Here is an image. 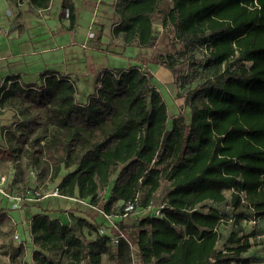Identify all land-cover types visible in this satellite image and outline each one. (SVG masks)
Here are the masks:
<instances>
[{"label":"trees","instance_id":"trees-1","mask_svg":"<svg viewBox=\"0 0 264 264\" xmlns=\"http://www.w3.org/2000/svg\"><path fill=\"white\" fill-rule=\"evenodd\" d=\"M27 1L41 9L51 2ZM63 3L73 25L74 6ZM116 3L112 31L122 32L124 44L154 46L155 15L170 26L180 44L177 53L189 59V77L196 81L185 93L188 122L179 116L167 126V106L137 65L99 73L84 103L75 98L74 81L63 75L44 72L38 86L25 87L8 77L0 86V107L21 105L28 113L15 125L22 133L21 140L14 138L22 143L13 152V169L18 176L25 153L39 176L45 171L50 182L59 179L60 196L87 199L92 207L108 188L100 210L118 209L121 216L123 204L135 197L136 209L152 205L165 182L161 214L138 219L134 233L112 243L114 251L108 248L110 238L84 217L70 214L62 223L35 214L30 221L34 264H57L49 255L57 252L69 264H101L105 254L130 264L131 245L139 264H252L243 254L261 228L248 232L242 219L264 214V0ZM175 64L172 57L165 62L179 76ZM46 125L49 134L29 143L28 135ZM64 168L70 170L62 175ZM227 206L233 208L231 222L225 220L230 211L222 210ZM224 223L231 225L225 239ZM84 228H95L93 239L84 237Z\"/></svg>","mask_w":264,"mask_h":264},{"label":"crops","instance_id":"crops-1","mask_svg":"<svg viewBox=\"0 0 264 264\" xmlns=\"http://www.w3.org/2000/svg\"><path fill=\"white\" fill-rule=\"evenodd\" d=\"M70 1L74 6L75 21L73 25H70L68 11L67 8L64 7L63 0H51L48 7L44 9L33 7L27 0H0V86L8 77H16L14 81L21 85L29 84L38 86L40 84V74L52 72L54 74L63 75L74 81L77 91L76 80L78 76L77 74L74 76V72H62L48 67L41 71V68L35 69L34 67L42 66L46 55L49 58L51 57L53 61H55V59L59 61V52L69 49L76 43L75 34L77 25L82 19L89 21V42H92L93 39H97L101 42L102 35L108 30L106 32L114 39V43L117 46L126 47L135 45L141 49L151 48L138 45L136 42L124 44L122 32L116 35L113 33V27L117 25L118 21L115 12L117 0ZM106 23L109 27L105 30ZM90 25H92L94 30H92ZM100 42H98L99 46H97L96 43H91L90 46L94 47L93 49L110 51L109 47L104 48ZM82 45L85 47L88 46L86 40ZM150 53L151 49L142 58H147V61H149L146 55L148 56ZM80 59L79 57L76 58L77 61ZM151 63L157 65L155 62ZM147 66V63H145V66L141 69L149 71ZM30 67L34 69H30ZM157 69L160 70L158 65ZM90 70L94 71L92 67ZM158 70L154 71V75ZM36 74H39V77L35 80ZM10 82L11 81L8 82V85ZM36 82L39 84L35 85L34 83ZM75 98L79 103H84L87 100L79 101L76 94ZM12 115L13 114L9 112H0V173L8 174L6 183L1 186L3 192L0 191V250L3 245L5 246L7 244H11L16 248L21 247L26 258V264H34L32 252L35 247L31 240L30 221L35 214L44 213L51 218L60 220L62 223L69 222L70 214L79 217L84 216L70 210L67 214V212H62L61 208L53 209L51 213L48 207L40 204V201L44 198L23 201L19 208L13 207L14 203L12 197L19 195L21 193V186L24 185H22V181L18 179L16 175L17 172L15 173L13 170L12 152L15 150L16 146L19 145L14 137L19 136L22 131L15 128L16 123L13 124ZM12 146H14L13 150L10 149ZM34 170L35 174L34 172L31 175L29 174L26 179L27 185L31 187L39 185V172L35 168ZM24 183L26 184V181ZM63 198L70 201L78 200V202L90 206L87 199ZM68 206L69 205H67L65 209H68ZM15 235H17V238H15ZM0 257L4 258H2L4 261L1 263L9 264V258H11L10 254H4L2 256L0 254ZM262 258L258 262L252 261V264L261 263V261H263Z\"/></svg>","mask_w":264,"mask_h":264},{"label":"rangeland","instance_id":"rangeland-1","mask_svg":"<svg viewBox=\"0 0 264 264\" xmlns=\"http://www.w3.org/2000/svg\"><path fill=\"white\" fill-rule=\"evenodd\" d=\"M56 3V2H54ZM89 21L81 20L77 25V31L75 34L76 43L71 46L69 49L62 50L59 52L60 59L59 61L55 59L53 61L51 57L49 58L47 55L44 58L43 65L36 68H41V71L48 68H52L58 71H72L74 72V76H78L76 80L77 91L76 97L79 101H85L89 94H91L94 90V82L96 76L99 75L102 71L107 68H120V69H128L130 66H139L142 68L147 63V67L149 71H146L150 76L151 82L154 83L156 89L160 92L163 101L165 102L168 109V122L167 126L170 127L171 120L174 117L181 116L185 122H188L190 117V112L185 102V93L188 89L194 86L195 80L190 78L189 75L191 73V66L189 65V59L187 57H180L178 55V51L180 50V44L175 40L173 33L171 31L170 26H162L161 17L158 15L154 16V33L156 35V41L153 47H151V53L146 55L148 60L151 62L157 63L159 69H157V65L147 61V58H142L146 53L150 51L148 48L141 49L135 45L120 47L114 43V39L109 36L106 30L109 25L106 23L105 25V33L102 35V41L100 42L97 39H93L92 42L88 41V35L90 29L88 27ZM92 28V25H90ZM94 30V28H92ZM93 32V31H92ZM87 37V38H86ZM86 40L88 46L85 47L82 43ZM98 42L102 43L104 48L109 47L110 51L93 49L94 47L90 46L91 43H96L99 46ZM97 48V47H96ZM113 51V52H111ZM117 52V53H114ZM81 58L79 61L76 58ZM170 57L177 59V64H175L176 70L179 72V76L174 75L170 70H168L165 66V62L170 60ZM146 59V60H145ZM199 63L201 60V56H197L196 59ZM77 61V62H76ZM197 63V64H198ZM196 64V65H197ZM93 68L94 71L90 70ZM31 68L30 69H34ZM144 70V69H143ZM155 72L154 75V71ZM35 80L39 77V74H36ZM186 75V76H185ZM184 77L187 79L183 81ZM180 82L184 84L183 88H179ZM190 81V82H187ZM38 85L39 83H34ZM8 85V84H7ZM6 85V86H7ZM29 85V84H28ZM22 86H27L26 84H22ZM4 92V91H3ZM24 106L21 105H12L7 104L0 107V112H9L12 113L13 124L19 121H22L28 116V113L23 110ZM12 125V124H11ZM50 132V127L48 125L42 126L38 128V130H34L32 134L28 135L29 143L33 142V140L38 136H47ZM16 140H21L16 137ZM22 143L18 142L17 144ZM16 147H19L18 145ZM14 146L11 150H13ZM14 152V151H13ZM12 152V153H13ZM10 153V152H9ZM26 154L22 153L20 155V163L17 164L19 166L18 169V178L22 181L25 186L27 184V176L31 175L35 170L30 160H27ZM12 164L14 162L12 161ZM70 169L64 168L61 172L62 175L67 173ZM32 171V172H31ZM35 174V172H34ZM49 174L44 171L39 176V184H44L49 181ZM114 177H112L113 180ZM26 181V184L24 183ZM31 187V186H30ZM167 187V183L162 182V185L158 191L154 194L152 205L149 207H138L133 212L129 213L126 216H121L118 209L113 211L111 214L112 221L116 225V229L111 227V223L103 218L101 213L99 212L102 207L105 199L108 196V188L101 192L102 201L97 207H90L86 204H82L78 202V200H68L63 197H47L40 201V204L48 207L49 211L52 213L53 209L61 208L62 212L74 211L80 213L82 216L86 217L87 221H89L92 225L95 226L96 229L102 228L105 229V235L110 239L108 240V248L110 251H114L115 247L111 242V238L114 237L115 234L123 233L124 237L127 238L128 235L134 233L137 230V221L138 219L145 217L147 215H154V211L162 202L163 190ZM226 195H229L226 192ZM68 209H65L66 206ZM71 205V206H70ZM65 209V210H64ZM223 211H228L227 207H222ZM60 211V212H61ZM54 214V212H53ZM95 228H84L83 235L87 240H91L94 237ZM222 228L223 238L225 239L229 232L231 231L230 223H224ZM246 231H251V228L246 227ZM16 247L11 244L3 245L0 250L1 256L4 254H10L12 258H9V264H26L24 252L16 251ZM50 257L56 261L57 264H69L63 254L60 252L57 253H49ZM131 257L132 261L130 264H139L136 247L131 245ZM243 257H248L252 261H260L262 257H264V239L258 238L252 240V246L250 249L243 254ZM3 258V257H2ZM0 257V264L4 261ZM2 259V260H1ZM264 261V258H262ZM262 262V261H261ZM101 264H118L116 261L110 259L107 254L103 256Z\"/></svg>","mask_w":264,"mask_h":264},{"label":"built area","instance_id":"built-area-1","mask_svg":"<svg viewBox=\"0 0 264 264\" xmlns=\"http://www.w3.org/2000/svg\"><path fill=\"white\" fill-rule=\"evenodd\" d=\"M7 178H8V174L0 173V191H2V192H3V189L1 188V186L4 183H6ZM58 184H59V179H55L54 181L47 182L44 184H39L38 186H32V187L21 186V193L17 196L12 197L13 203H14L13 207L19 208L23 201L42 199V198L53 197V196L54 197L60 196ZM136 202H137L136 197L134 199L126 201L122 207V216H126L129 213L136 210V206H137ZM161 208H162V206H159L158 208H156V210L154 211L155 216H160ZM227 208L229 209L228 211H230V212H229V215H227L228 217L225 220L228 222H231L234 219V216L231 214V210L233 208L230 206H227ZM99 212L104 217V219H106L107 221H109V223H111V227L116 229V225L112 221L111 214H107L106 212H104L102 210H99ZM242 223L245 227H249V228H252V227L259 225L261 228V231L257 237L264 239V214L258 215V216L257 215H251L249 217L243 218ZM98 234L99 235H105V229L99 228ZM15 238H17V235H15ZM121 238H125V237H124L123 233L120 232L118 234H115L114 237L111 238V241L114 245H117ZM259 264H264V261H262Z\"/></svg>","mask_w":264,"mask_h":264}]
</instances>
